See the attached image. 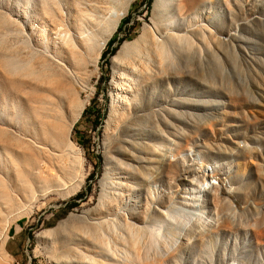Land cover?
I'll list each match as a JSON object with an SVG mask.
<instances>
[{
    "label": "rangeland",
    "instance_id": "374dc122",
    "mask_svg": "<svg viewBox=\"0 0 264 264\" xmlns=\"http://www.w3.org/2000/svg\"><path fill=\"white\" fill-rule=\"evenodd\" d=\"M3 145L0 264H264V0H0Z\"/></svg>",
    "mask_w": 264,
    "mask_h": 264
},
{
    "label": "bare ground",
    "instance_id": "6f19581e",
    "mask_svg": "<svg viewBox=\"0 0 264 264\" xmlns=\"http://www.w3.org/2000/svg\"><path fill=\"white\" fill-rule=\"evenodd\" d=\"M169 0H156V7H161L164 3L168 2ZM183 1H187V2H192L193 4H198L200 3V0H183ZM180 6H182V3L180 4ZM116 6H114L115 8ZM112 13H114V11L112 10ZM59 29V28H58ZM55 32V31H54ZM57 33V32H56ZM65 35V34H64ZM186 35V34H184ZM206 34H204V37H205ZM55 37V36H54ZM71 37V36H70ZM84 37V36H83ZM209 37V36H208ZM63 38V36H62ZM69 38V37H68ZM160 39V38H159ZM162 41V40H161ZM61 42V41H60ZM164 42V40H163ZM67 43V42H66ZM199 43V42H198ZM136 44V42L134 43ZM167 44V43H166ZM155 48V47H154ZM48 50V49H47ZM140 57V55H139ZM138 71L140 73H144L145 69L144 68H140L138 69ZM125 81L127 82V85L129 86L130 89L132 90H140L141 88V84L144 83V79L141 77L140 74H129V75H125ZM142 79V80H141ZM128 94V93H127ZM119 97H121L122 101H124V104L122 106V108L120 109L123 113H126L127 112V107L125 106V100H124V96H122L120 93L118 94ZM129 96V95H128ZM121 104V103H120ZM7 136V135H6ZM8 143V142H7ZM9 150H7V147H5V145H3L2 147H0V154H5L6 152H8ZM69 162H67V165ZM46 169V168H45ZM119 181H120V177L118 178ZM121 183V182H120ZM117 198H122V197H127L129 195H123L122 193H117L116 194ZM100 229V225L99 224H95L94 226L92 227H89L88 230L90 231V233L92 234H96L98 232V230ZM101 249L103 250L104 249V244H101Z\"/></svg>",
    "mask_w": 264,
    "mask_h": 264
}]
</instances>
